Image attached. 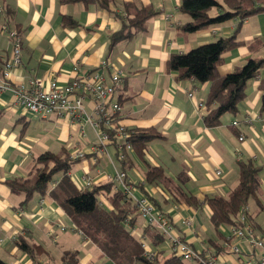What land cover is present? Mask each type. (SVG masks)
<instances>
[{"label": "crops", "instance_id": "1", "mask_svg": "<svg viewBox=\"0 0 264 264\" xmlns=\"http://www.w3.org/2000/svg\"><path fill=\"white\" fill-rule=\"evenodd\" d=\"M222 2V0H220ZM125 3L150 5L159 15L150 20L145 31L111 45V35L122 28L126 13ZM182 0H113L110 9L97 4L85 5L66 0H0V58L6 60L13 50V41L3 25L22 36V64L12 75V83L29 88L34 78H43L46 86L57 80L60 86L72 81L77 66L84 72L101 70L110 81L112 73L121 71L124 82L117 87L114 100L121 105L119 119L130 129H153L159 137L148 144L143 156L130 152L131 161L124 165L117 158V148L109 145L106 153L96 158L91 147L98 143L94 129L80 125L57 113L41 116L17 103L13 92L0 97V258L8 264H64L65 252L77 254L80 264H114L102 256L100 249L81 232L62 207L48 194L34 193L29 199L15 194L8 182L27 179L39 156L45 152L67 151L85 154L69 173L79 190L86 188L84 178L93 185L112 184V192L121 190L116 176L125 171L136 186L135 198L146 196L173 223L175 234L195 250L216 256L219 264H259L251 244L239 241L241 253L234 254L226 246L223 227L220 236L211 224L212 210L203 203L206 197L227 196L239 184V164L253 161L262 167L259 190L249 199L246 216L257 234L264 236V112L261 109V82L264 70L249 81L246 98L235 113H227L218 127L204 123L205 104L210 83L194 78L178 79L166 70L171 55L187 53L222 37L237 35L242 45L223 55L218 74L226 76L245 65L251 57L264 54V47L253 53L250 45L255 40L264 42V13L247 18L240 27V18L212 25L195 33L183 34L178 28L191 20L180 9ZM227 11V7L211 11L213 17ZM9 14V15H8ZM172 15V20L165 17ZM65 16L78 26L66 27ZM1 75V74H0ZM189 92L194 97L188 96ZM84 106L93 112V101ZM239 124L235 126L233 123ZM240 136H244L240 140ZM96 158V161L94 160ZM162 167L172 183L196 197L201 205L190 206L174 201L163 185L144 183L149 167ZM220 173V174H218ZM63 173L54 182L60 183ZM106 208L110 203L101 195ZM191 221V225H186ZM147 227L138 216L133 236L140 237ZM227 227V226H226ZM41 246L34 259L19 249L17 237ZM226 240V241H225ZM235 241H231L233 244ZM159 256L172 251L167 240L155 245Z\"/></svg>", "mask_w": 264, "mask_h": 264}, {"label": "trees", "instance_id": "2", "mask_svg": "<svg viewBox=\"0 0 264 264\" xmlns=\"http://www.w3.org/2000/svg\"><path fill=\"white\" fill-rule=\"evenodd\" d=\"M80 2L85 5L97 4L103 9H110L113 0H66ZM227 7V11L213 17L211 11ZM180 9L188 14L191 20L178 28L180 33L190 34L206 29L212 25L224 23L234 17H239L238 27L250 16L264 13V0H182ZM125 19L120 31L111 35V45L120 41L131 39L138 31H145L150 20L159 15L152 6H138L135 3H125ZM9 15V14H8ZM7 24V23H6ZM63 24L66 27H76L77 23L65 16ZM237 35L222 37L219 40L195 48L187 53L174 54L166 62V70L176 73L178 79L194 78L199 82L210 83V92L205 102L207 113L204 123L208 128L218 127L222 117L227 113H235L239 104L246 98V87L249 81L258 77L264 70V54L260 57H251L244 66L234 72L220 76L218 66L223 61V55L231 49L242 45ZM264 47V42L257 39L250 45V50L255 53ZM262 98L261 109L264 112V79L261 82ZM129 140L133 149L139 156H143L148 144L159 137L153 129H130ZM127 165L131 161L130 152H126ZM81 159H72L67 151L58 153L45 152L39 156L36 165L27 179H12L8 182L10 189L15 194L25 195L29 199L34 193L42 197L47 194L53 198L62 209L70 216L76 230L90 239L114 264H198L186 262L174 253L169 256H157L155 260L144 257L142 248L147 237L155 245L165 241L158 226H147L142 236L131 234L136 227L137 212L136 201L119 191L112 192V184L92 185L84 190H79L73 183L69 173ZM262 167L253 161L239 164V184L227 196L206 197L203 203L208 204L212 210L211 224L220 236L221 228L233 223H238L239 212L247 206L251 197L256 196L259 190V173ZM62 172L60 183L51 188L55 176ZM144 183L163 185L173 196V200L186 203L193 207L201 205L196 197L187 196L178 185L172 183L166 176L162 167H149ZM144 194L141 183L136 184ZM101 195L111 205L106 208L101 202ZM168 219L169 217L159 209ZM226 241V240H225ZM19 249L28 253L37 263L35 255L41 246L29 243L23 237L16 238ZM228 243V242H227ZM215 257L212 253H208ZM64 264H80L75 252H65ZM0 264H8L0 258ZM38 264V263H37Z\"/></svg>", "mask_w": 264, "mask_h": 264}, {"label": "built area", "instance_id": "3", "mask_svg": "<svg viewBox=\"0 0 264 264\" xmlns=\"http://www.w3.org/2000/svg\"><path fill=\"white\" fill-rule=\"evenodd\" d=\"M172 17V15H169L165 19L171 21ZM3 30L13 41V50L6 60L0 58V97L5 92L11 91L17 103L31 113L41 116L57 113L65 116L72 123L81 126L82 134H84L85 125L91 126L98 137V143L91 147V153L96 158H100L105 154L109 145L116 146L117 158L120 162L125 160L127 151H134L129 140L130 128L123 125L119 119L122 110L121 105L114 100L117 87L124 82L121 71L112 73L108 82L101 70L84 72L76 66L74 68V78L64 86H60L57 80H52L46 86L43 78H34L30 81L29 88H25L23 85L15 87L12 83V75L22 64V36L16 30L9 29L6 23L3 25ZM188 96L193 98L194 93L189 92ZM86 99L93 101L92 113H88L84 106ZM199 106L207 113L205 104L201 103ZM233 124L237 126L239 123L235 121ZM243 139L244 136H240V140ZM84 157L85 154L81 152H74L71 155L72 159H82ZM96 158H94L95 161ZM82 180L86 181V188L93 185L88 177ZM115 182L121 192L136 201L137 212L145 219L146 225L150 227L156 225L160 228L174 255L186 262L219 264L217 258L206 251L192 249L184 239L177 236L173 223L162 214L150 198L146 196L135 198L132 190L136 184L133 183L125 171L116 176ZM57 184V182H54L55 186ZM239 213L238 223L227 225V227L223 226L228 241L226 246L230 247L232 253L240 254L241 250L238 242L246 240L254 248L258 263L264 264V236L257 234L253 226L248 223L246 207L241 209ZM186 225L190 226L191 221H187ZM233 240L235 242L231 244L230 242ZM142 248L146 259L152 261L158 256L157 249L151 247L147 241L143 242Z\"/></svg>", "mask_w": 264, "mask_h": 264}]
</instances>
